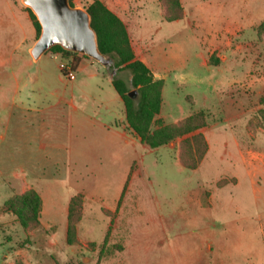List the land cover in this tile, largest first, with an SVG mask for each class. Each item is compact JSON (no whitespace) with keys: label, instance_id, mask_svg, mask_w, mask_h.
<instances>
[{"label":"rangeland","instance_id":"1","mask_svg":"<svg viewBox=\"0 0 264 264\" xmlns=\"http://www.w3.org/2000/svg\"><path fill=\"white\" fill-rule=\"evenodd\" d=\"M20 1L0 0V56H6L0 63L7 70L45 68L48 79L31 84L47 90L57 84L61 61L84 59L76 76L85 109L70 132L63 106L39 112L43 123L28 127L0 103V166L34 154L25 137L47 142L54 122L55 142L67 139L76 157L71 169L54 160L62 156L36 152L45 169L34 178L12 162L0 170V264H264V0L226 8L219 0H179L183 15L172 21L174 0H104L125 23L136 58L164 80L152 128L191 117L199 125L158 148L122 118L111 78L118 74L131 86L127 70L117 73L79 52L48 50L31 59L34 27ZM72 1L86 9L93 0ZM113 116L126 125L125 135ZM195 133L205 136L208 149L189 169L180 160L181 141ZM30 189L42 207L39 224L25 228L4 203ZM77 196L80 218L69 242Z\"/></svg>","mask_w":264,"mask_h":264},{"label":"trees","instance_id":"2","mask_svg":"<svg viewBox=\"0 0 264 264\" xmlns=\"http://www.w3.org/2000/svg\"><path fill=\"white\" fill-rule=\"evenodd\" d=\"M70 4L75 5L72 0ZM25 8L29 12L38 38L41 25L33 11L29 7ZM85 8L90 14L91 26L96 32L99 50L112 59L109 68L115 69L117 73L127 70L130 74L131 86L118 74L112 76L111 82L124 103L126 120L140 140L152 148H158L196 130L199 125L192 124L195 121L194 117L187 118L180 123L152 128L155 117L161 109L164 80L156 78L147 64L136 58L125 23L102 0H93ZM182 15L183 9L180 1L174 0L173 10L167 15V19L169 21L180 19ZM49 51L62 52L67 56L78 54L59 44L53 45ZM74 62L77 67L78 60ZM131 92L135 94L132 96ZM207 149L205 136L202 133H195L182 139L180 160L186 168L195 169ZM81 203L80 196H77L70 204L69 242L74 241L75 222L80 218ZM4 207L16 214L23 227H36L39 224L42 198L36 190L30 189L21 195L9 198L5 201Z\"/></svg>","mask_w":264,"mask_h":264},{"label":"crops","instance_id":"3","mask_svg":"<svg viewBox=\"0 0 264 264\" xmlns=\"http://www.w3.org/2000/svg\"><path fill=\"white\" fill-rule=\"evenodd\" d=\"M102 1L104 2V0ZM240 1L241 0H230V1L219 0L217 3H219L221 8H226L228 2L233 7H235L236 6L235 4H238V2ZM242 1H247V0H242ZM14 2L18 3L19 0L17 1L14 0ZM22 4L23 3L20 4L22 13L28 20H30V22L34 27L29 12L25 9L24 5ZM20 8L18 9V11L20 10ZM36 39H37L36 29L34 27L32 32V42L29 47V52H30V48L32 47ZM53 55L57 57V54H53ZM0 58L3 59L6 58V56L1 54ZM31 59L33 60L32 56ZM2 63H4V61L0 63L1 64L0 65V103L2 102L4 103V105L11 107V116L16 115L17 119L22 120L23 122L31 123L32 125L31 124L28 125V127H31L35 125V123H37L38 121H41V123H43V119L41 118V116L38 115L39 112L48 111L53 113V111L55 112V109H58V107L63 106V108L68 109L67 112H64V115L66 116L67 119L66 121L69 125L70 132L72 131L73 127L75 126L77 127L78 121H76V116L78 112L80 111L82 112L85 109V103L83 100L84 95L80 92V91L83 92V89L81 88V83L79 84V82L77 81V76L74 79L67 78L68 79L67 80L65 77H63L64 75L61 74L62 72L59 68L58 75L55 76L57 84L53 82V85L50 86V89L45 90L43 86L37 88L36 86L34 87L31 84V81L38 80L40 76L45 77L46 78L45 80L48 79V75H50L51 73L47 71L45 68H40V69L25 68V69L7 70ZM29 63L31 62L28 61V64ZM84 63H85L84 59H81L79 61L76 68L77 72L83 69V67L85 66ZM99 72L100 71L97 69L95 70L93 75L97 76ZM107 79L109 81V77ZM69 86H71L70 90H69ZM68 90L70 93L69 96L67 94ZM101 105H103L102 102ZM119 110H122V118H126L125 117L126 114L124 111V103L120 106ZM115 114L117 116V111H115ZM116 116H113L115 126L116 128H119V132L121 133V135H125V132L121 131V129L123 130L126 125L122 123V119L119 120ZM54 123H53L54 128H52V131H50L47 137H45L47 142H42V141L36 142L34 137L31 135L25 137V142H27L28 149L34 150V154H32L30 151L24 153L26 154V157H24L23 161H21L20 164L18 165H16L17 163L15 161H11L14 164L15 168L20 167L22 171H28V175H27L28 178L39 177L37 175V171L45 169L44 165H40V162L38 161V157L35 156L36 155L35 153L36 152L40 153V151L48 150V153L51 154L52 156H54V154H56L57 156L58 155L62 156L61 158L60 157L54 158V160H57L56 163L59 160L61 161L64 160L63 163H70L72 165L71 169H73V164L76 160V157L70 154L69 151H67L66 148L67 139L65 144H63V142L58 144L57 142H55L57 138L58 129ZM109 124L112 125V123L110 122V123H106L105 126L107 127L109 126ZM16 131H17V126L14 127L15 137L17 136ZM61 149L64 151L62 152V154L57 152L60 151ZM6 161L7 162L4 163L3 166H0V170H9L11 168L10 160H6Z\"/></svg>","mask_w":264,"mask_h":264},{"label":"water","instance_id":"4","mask_svg":"<svg viewBox=\"0 0 264 264\" xmlns=\"http://www.w3.org/2000/svg\"><path fill=\"white\" fill-rule=\"evenodd\" d=\"M36 15L41 32L30 54L37 61L53 45L92 57L106 67L112 59L98 47L97 35L91 26L89 12L79 6H72L69 0H21ZM132 96L135 92L130 93Z\"/></svg>","mask_w":264,"mask_h":264},{"label":"built area","instance_id":"5","mask_svg":"<svg viewBox=\"0 0 264 264\" xmlns=\"http://www.w3.org/2000/svg\"><path fill=\"white\" fill-rule=\"evenodd\" d=\"M59 68L62 74L68 79H74L76 77V65L73 60H64L59 64Z\"/></svg>","mask_w":264,"mask_h":264}]
</instances>
